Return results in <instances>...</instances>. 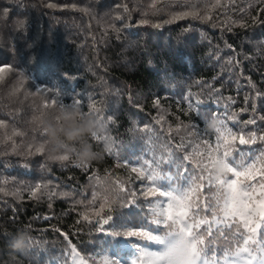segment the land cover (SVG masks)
I'll return each instance as SVG.
<instances>
[{"label": "trees", "instance_id": "trees-1", "mask_svg": "<svg viewBox=\"0 0 264 264\" xmlns=\"http://www.w3.org/2000/svg\"><path fill=\"white\" fill-rule=\"evenodd\" d=\"M74 102L104 138L88 137L87 164L75 147L53 154L43 131ZM201 113L264 134V0H0V264H79L72 247L131 264L137 250L99 230L129 211L115 182L136 189L131 165L166 149L201 159L217 136ZM18 230L22 252L8 246Z\"/></svg>", "mask_w": 264, "mask_h": 264}, {"label": "snow or ice", "instance_id": "snow-or-ice-1", "mask_svg": "<svg viewBox=\"0 0 264 264\" xmlns=\"http://www.w3.org/2000/svg\"><path fill=\"white\" fill-rule=\"evenodd\" d=\"M245 123L252 125L255 120ZM219 125L214 144L202 141L207 149L196 153L201 159L190 154L173 159L175 154L166 149V157L131 165L136 173L132 179L141 181L136 189L115 182L113 190L122 194L120 206L129 211L117 220L105 215L98 221L99 230L115 239L117 248L123 240L124 247L137 250L131 264H264V230L258 231L264 227V148L250 147L258 141L264 144V134L243 128L234 132L222 119ZM90 138L104 139L96 134ZM165 160L175 167L174 173L161 168ZM216 165L222 170L213 172ZM70 255L79 264H89L75 247ZM102 264L121 262L104 255Z\"/></svg>", "mask_w": 264, "mask_h": 264}, {"label": "clouds", "instance_id": "clouds-1", "mask_svg": "<svg viewBox=\"0 0 264 264\" xmlns=\"http://www.w3.org/2000/svg\"><path fill=\"white\" fill-rule=\"evenodd\" d=\"M218 125L219 121L216 118H206L205 127L208 131H214ZM43 131L53 154L71 152L75 147L81 164H87L99 157V153L94 151L88 142V137L101 133L100 123L94 115L84 114L79 106L69 104L53 110L44 121ZM215 169L217 172L222 170L220 165H216ZM29 241V233L18 230L8 241V246L14 251L22 252L28 247Z\"/></svg>", "mask_w": 264, "mask_h": 264}]
</instances>
